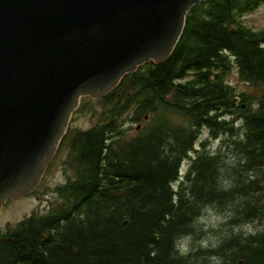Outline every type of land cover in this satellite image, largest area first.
Segmentation results:
<instances>
[{"label": "trees", "instance_id": "obj_1", "mask_svg": "<svg viewBox=\"0 0 264 264\" xmlns=\"http://www.w3.org/2000/svg\"><path fill=\"white\" fill-rule=\"evenodd\" d=\"M263 2L201 0L164 61L83 98L78 110L98 120L67 135L72 177L46 211L0 231V264H214V255L264 264V27L242 19ZM234 65L251 91L227 82ZM141 121L127 137L125 126ZM203 128L224 133V144L209 150ZM208 203L263 226L182 254L181 237Z\"/></svg>", "mask_w": 264, "mask_h": 264}, {"label": "water", "instance_id": "obj_2", "mask_svg": "<svg viewBox=\"0 0 264 264\" xmlns=\"http://www.w3.org/2000/svg\"><path fill=\"white\" fill-rule=\"evenodd\" d=\"M199 1L0 0V208L38 185L80 98L164 61Z\"/></svg>", "mask_w": 264, "mask_h": 264}, {"label": "rangeland", "instance_id": "obj_3", "mask_svg": "<svg viewBox=\"0 0 264 264\" xmlns=\"http://www.w3.org/2000/svg\"><path fill=\"white\" fill-rule=\"evenodd\" d=\"M243 21L246 25L259 29L264 27V2L253 12L246 13L243 15ZM227 82L236 86L238 90H246L251 91L252 88L248 86L245 82L241 81L238 76V71L236 65H234L229 77L227 78ZM97 117L92 116L89 112L85 111H74L72 114L71 121H69V127L74 128H82L88 129L97 122ZM181 117H176L175 121L177 123L181 122ZM143 122V121H142ZM140 123V122H139ZM137 122L127 124L125 127L128 128L127 137L135 135L137 129H140V124ZM224 133H221L219 136H211L209 134V130L207 128H203L200 138L203 140H207L206 146L209 150H215L219 146L224 144L225 139ZM223 139V140H222ZM68 153V145L64 144L60 146L57 151L55 157L50 162L41 183L37 187L36 191L32 194H28L21 198L9 197L3 206L0 209V231L6 228V224L10 223L14 225L25 216L31 214L33 211L43 212L46 211L50 203L54 201L56 198V194L54 192L57 184H61L68 177V172L63 168V159ZM189 165V160H184L181 163L180 171H186ZM70 175V173H69ZM209 210L215 214L222 217V220L217 222V227L205 228V225L202 221L198 219V217L209 216ZM233 211L228 207L227 204H217V203H208L202 209L200 214H198L195 219L196 227H193V230L190 233L184 234L179 243L187 245V252L195 249L197 246L201 245L202 240L208 241V246H211L213 243V239L215 238L217 241H220L222 235H225L230 230L234 233H238L243 230L244 224H251L254 230L260 229L263 224L259 220L251 221L247 223H238L233 220ZM235 229H239L236 230ZM205 247V246H204Z\"/></svg>", "mask_w": 264, "mask_h": 264}, {"label": "clouds", "instance_id": "obj_4", "mask_svg": "<svg viewBox=\"0 0 264 264\" xmlns=\"http://www.w3.org/2000/svg\"><path fill=\"white\" fill-rule=\"evenodd\" d=\"M198 219L204 223L205 228L207 229L208 227L216 228L217 227V222L221 221L222 217L219 216V215L213 214L209 210V216L207 218L202 216V217H198ZM236 230H239V229H235V231ZM243 230H244L245 234L254 232V229H253L251 224H244L243 225ZM209 238L213 239V243H212L211 246L212 247H217L219 241H217L215 238H212V237H209ZM201 245L207 247L208 246V241L206 239L202 240L201 241ZM187 250L188 249H187V245L186 244L181 246V253L182 254L187 252ZM210 259L214 262V264H223V258L222 257L214 255Z\"/></svg>", "mask_w": 264, "mask_h": 264}, {"label": "bare ground", "instance_id": "obj_5", "mask_svg": "<svg viewBox=\"0 0 264 264\" xmlns=\"http://www.w3.org/2000/svg\"><path fill=\"white\" fill-rule=\"evenodd\" d=\"M129 73H131V72H128V73H126V74H129ZM140 128H141V126H142V124H143V122L141 121L140 123ZM140 129H137V131H139ZM36 190H34L33 192H35Z\"/></svg>", "mask_w": 264, "mask_h": 264}]
</instances>
